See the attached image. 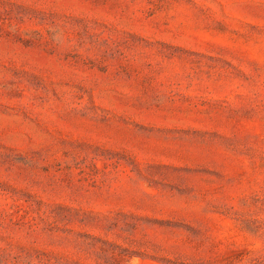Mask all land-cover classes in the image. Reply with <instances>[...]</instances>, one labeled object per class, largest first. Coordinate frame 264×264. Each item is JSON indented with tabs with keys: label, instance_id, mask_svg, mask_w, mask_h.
I'll list each match as a JSON object with an SVG mask.
<instances>
[{
	"label": "rangeland",
	"instance_id": "rangeland-1",
	"mask_svg": "<svg viewBox=\"0 0 264 264\" xmlns=\"http://www.w3.org/2000/svg\"><path fill=\"white\" fill-rule=\"evenodd\" d=\"M0 264H264V0H0Z\"/></svg>",
	"mask_w": 264,
	"mask_h": 264
}]
</instances>
